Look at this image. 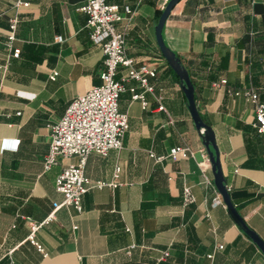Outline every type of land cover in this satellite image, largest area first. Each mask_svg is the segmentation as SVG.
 <instances>
[{"label":"crops","instance_id":"crops-1","mask_svg":"<svg viewBox=\"0 0 264 264\" xmlns=\"http://www.w3.org/2000/svg\"><path fill=\"white\" fill-rule=\"evenodd\" d=\"M27 1L15 8L13 0H0V264H264L215 186L203 184V172L213 180L207 151L156 43L166 0H107L123 15L116 28L125 33L133 65L156 69L148 78L153 90L119 66L116 78H126V89L118 108L128 115L122 147L90 153L84 166L91 181L105 184L82 195L81 211L62 206L43 222L63 197L56 175L77 160L44 170L50 125L75 96L99 84L104 54L90 39L80 10L85 0ZM12 18L17 57L7 42ZM162 35L189 72L230 198L264 240V132L254 126L253 105L232 92L250 85L264 102V0H180ZM221 79L226 83L215 86ZM134 93L143 94L145 106ZM178 145L194 156L171 158ZM216 196L221 203H213ZM32 224H39L34 240L41 249L29 238ZM165 249L169 255L160 259Z\"/></svg>","mask_w":264,"mask_h":264},{"label":"built area","instance_id":"built-area-1","mask_svg":"<svg viewBox=\"0 0 264 264\" xmlns=\"http://www.w3.org/2000/svg\"><path fill=\"white\" fill-rule=\"evenodd\" d=\"M29 5L27 0H13L15 8ZM80 10L87 14V27L89 36L94 44L101 47L104 54L103 67L100 71V82L88 88L84 93L75 96L64 114L50 125L49 149L44 156V170H49L61 159L76 157L75 162H70L62 166L56 175L55 187L63 197L61 201L52 203V211L43 222L51 220L54 212L62 207H73L77 211L82 210V195L91 187H102L105 183L101 181L93 182L86 176L84 166L87 156L90 153L106 155L110 149H120L124 133L128 127V115L118 108V97L126 87L124 80L133 78L140 82L146 90L153 88L148 82L149 77L156 75V69L147 64L138 67L133 65V60L126 55V37L124 31L117 30L116 23L122 19L123 15L119 7L109 3L107 0H85L80 5ZM125 12L130 13L131 9L125 7ZM17 19L10 20L8 30V47L11 56H19L20 49L13 48L12 40L15 38ZM57 41H63L61 35H56ZM127 69L126 78L117 79L116 74L119 66ZM53 71L51 77H55ZM226 80L221 79L214 83L215 86L225 84ZM133 91L134 88H131ZM230 91V90H229ZM233 94H242L247 101L253 105L255 121L254 126L259 132H264V102L260 99L258 91L253 86H242L232 91ZM134 99H141L142 105H146L143 94L134 93ZM162 109L163 105H159ZM194 156V151L188 145H178L173 147L169 156L176 159L178 156ZM204 159L207 155L202 152ZM200 165L202 162L199 163ZM202 171H204L202 169ZM203 184L206 187H214L212 178L206 173H202ZM112 186L115 184H111ZM186 198H189V187L184 188ZM213 203H221L218 196L213 198ZM39 224H32L29 238L40 249V244L35 242L34 233ZM76 227L75 225L73 226ZM222 245H219L221 248ZM169 255L167 249L162 251L160 259ZM208 256H212L209 254Z\"/></svg>","mask_w":264,"mask_h":264},{"label":"water","instance_id":"water-1","mask_svg":"<svg viewBox=\"0 0 264 264\" xmlns=\"http://www.w3.org/2000/svg\"><path fill=\"white\" fill-rule=\"evenodd\" d=\"M180 0H166L163 9L160 12L157 23L155 25V38L158 48L166 60L169 67L175 73L180 81L181 88L185 94L187 107L195 128L198 130L202 142L206 148L207 155L211 164V171L213 175V184L220 194L222 201L226 205L228 213L234 220V222L239 226V228L256 244L260 251L264 254V240L258 235V233L250 228L243 217L240 215L238 209L233 204L229 191L227 189L225 178L222 173L220 165V157L218 147L216 145L214 132L210 125H208L202 118L198 106L195 100L194 85L192 83L191 77L188 70L182 64L181 59L175 54V52L170 49V47L165 43L162 35V29L164 27L165 21L170 14L173 7Z\"/></svg>","mask_w":264,"mask_h":264},{"label":"trees","instance_id":"trees-1","mask_svg":"<svg viewBox=\"0 0 264 264\" xmlns=\"http://www.w3.org/2000/svg\"><path fill=\"white\" fill-rule=\"evenodd\" d=\"M172 71V69H170ZM173 72V71H172ZM174 73V72H173Z\"/></svg>","mask_w":264,"mask_h":264}]
</instances>
